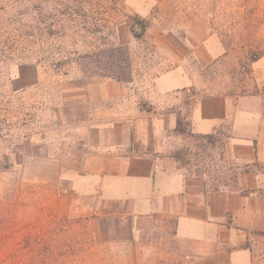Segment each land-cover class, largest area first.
<instances>
[{
  "label": "rangeland",
  "instance_id": "rangeland-1",
  "mask_svg": "<svg viewBox=\"0 0 264 264\" xmlns=\"http://www.w3.org/2000/svg\"><path fill=\"white\" fill-rule=\"evenodd\" d=\"M207 42L219 57L205 59ZM177 43L190 50L184 61ZM251 51L264 52V0H0V264H185L170 236L152 250L144 237L134 248L113 234L96 246L86 221L57 215L56 201L71 197L62 176L81 154L64 118L85 115L99 84L126 85L138 115L175 113L182 124L166 134L175 149L161 155L165 166L210 167L212 183L230 187L231 164L242 167L229 152L233 122L212 143L193 131L191 113L201 96L256 97L264 174V56L240 73ZM180 64L197 86L158 94L157 78ZM158 225L171 234L173 224ZM252 248L264 263V233Z\"/></svg>",
  "mask_w": 264,
  "mask_h": 264
},
{
  "label": "crops",
  "instance_id": "crops-1",
  "mask_svg": "<svg viewBox=\"0 0 264 264\" xmlns=\"http://www.w3.org/2000/svg\"><path fill=\"white\" fill-rule=\"evenodd\" d=\"M163 39L173 40L168 35ZM209 45L198 47L205 59L219 57ZM177 47L183 51L179 60H186L190 50ZM196 86L181 64L155 82L161 95ZM131 93L126 85L105 82L99 84L96 100L85 96V115H65L63 123L77 137L81 154L70 159L76 170L62 176L71 185V197L65 194L56 201L57 215L86 221L96 246L113 234L111 241L123 238L134 248L144 237V249L152 250L155 239L162 245L170 236L176 263L264 264L252 248L264 233V174L258 169L261 149L255 118L262 113L256 97L233 101L219 94L195 102L191 122L196 134L211 135L233 122L229 152L242 167L230 187L216 190L209 172L198 176L163 164L161 155L175 149L166 134L176 130L177 116L138 115ZM160 223L173 224L171 234L167 236L168 228ZM149 262L167 263L163 256Z\"/></svg>",
  "mask_w": 264,
  "mask_h": 264
},
{
  "label": "trees",
  "instance_id": "trees-1",
  "mask_svg": "<svg viewBox=\"0 0 264 264\" xmlns=\"http://www.w3.org/2000/svg\"><path fill=\"white\" fill-rule=\"evenodd\" d=\"M142 30L143 31H145L146 29H147V27H148V23H147V21H143L142 22ZM138 38H140L141 37V35H138L137 36ZM264 56V52H259V51H251L250 53H249V55L246 57V59H243V60H241L240 61V68L242 69L241 71L242 72H240V73H242V74H252V64H254V63H256L257 61H259L262 57ZM218 62H215V63H213V64H211V65H209V68H212V67H215L216 66V64H217ZM212 70V69H211ZM215 70H213L212 72H213V74H211L212 76L213 75H216V73L214 72ZM126 81V80H125ZM127 81H130V80H127ZM245 92V91H244ZM243 92V93H244ZM222 95V94H221ZM225 96H227V95H225ZM178 125H179V127L182 125L181 124V122L180 121H178ZM219 135H221L220 134V130H217V132H215L214 134H211V135H199V136H201V138H206V139H208V141L210 142H212L213 143V140L215 139V138H217V137H219ZM229 138H231V136H229ZM177 158V157H176ZM190 165V164H189ZM231 171L233 172L232 173V177H233V179L234 178H236V176H237V174L239 173V171H240V166L239 165H237V164H235V163H232L231 164ZM189 169V172L190 173H193V174H195V175H198V176H204V174H206V173H213V170H211V168L209 167V168H207V169H205V170H202L201 168H199V167H196V168H194L193 166H189L188 167ZM216 182V181H215ZM213 186V188L214 189H216V190H218V189H220V188H227V187H229V185L227 184V183H218V181H217V183H213L212 184Z\"/></svg>",
  "mask_w": 264,
  "mask_h": 264
}]
</instances>
